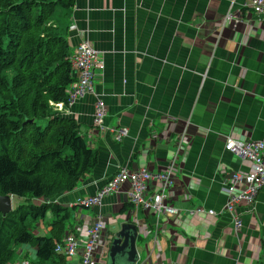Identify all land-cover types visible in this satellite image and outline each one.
Segmentation results:
<instances>
[{
	"label": "crops",
	"instance_id": "obj_1",
	"mask_svg": "<svg viewBox=\"0 0 264 264\" xmlns=\"http://www.w3.org/2000/svg\"><path fill=\"white\" fill-rule=\"evenodd\" d=\"M250 2L76 0L73 9L57 14L63 28L77 27L67 35L72 53L87 39L105 64L97 71L95 94L76 99L62 112L80 126V135L97 153V166L75 191L55 200L69 211L76 206L68 232L103 218L106 250L100 264H109L113 240L124 224L133 223L131 187L122 186L94 209L77 207L78 200L95 195L118 168L164 171L183 135L186 148L177 154L174 187L165 201L181 211L182 219H168L157 231L153 213L141 208L136 264L264 261V189L253 206L238 208L239 234L228 215H189L197 209L221 213L227 201L222 183L234 171L246 170L225 150L227 138L264 140V23ZM97 99L107 109L104 127L128 130L121 142L94 126ZM47 224H37L35 234L50 235ZM26 247L18 248L19 259L10 264H32L35 251ZM79 262L77 256L67 264Z\"/></svg>",
	"mask_w": 264,
	"mask_h": 264
},
{
	"label": "trees",
	"instance_id": "obj_2",
	"mask_svg": "<svg viewBox=\"0 0 264 264\" xmlns=\"http://www.w3.org/2000/svg\"><path fill=\"white\" fill-rule=\"evenodd\" d=\"M75 5L0 0V196L24 200L11 213H0V264L12 263L21 246L35 248L34 264L68 263L56 247L72 215L53 201L75 191L97 166L80 126L58 111L69 104L75 77L70 29L57 14ZM47 220L50 235L37 236V224Z\"/></svg>",
	"mask_w": 264,
	"mask_h": 264
},
{
	"label": "built area",
	"instance_id": "obj_3",
	"mask_svg": "<svg viewBox=\"0 0 264 264\" xmlns=\"http://www.w3.org/2000/svg\"><path fill=\"white\" fill-rule=\"evenodd\" d=\"M250 7L257 15L261 16L264 23V0H250ZM228 15L226 21L231 20ZM77 29L76 25L70 27L71 31ZM71 66L75 74V82L67 90L69 104L76 99L88 94H95V85L98 79L97 71L104 70L103 56L94 45L87 39L79 41L71 55ZM59 109H63L59 105ZM64 109L62 110V112ZM107 116V109L102 100L97 99L94 113V126L115 136L121 142L128 136L125 128L108 129L104 127V119ZM187 139L181 136L178 141L175 156L167 163L164 171L151 173L147 170L131 172L126 168H118L117 174L93 196H86L76 204L84 209L100 207L103 200L111 195L119 193L124 185H129V202L133 205V215L130 217L137 228L142 225L138 221L137 213L142 208L151 211L155 220L154 225L159 229L160 224L168 219L181 220V211L176 207H170L165 201L170 196L174 187V178L177 171L178 155L186 148ZM225 150L237 158L246 170H237L222 183V193L227 197L226 204L221 213L213 210L205 211L197 209L190 211V216L207 214L211 217L228 215L231 219L234 231L239 234L243 228V220L238 208L244 204L248 207L256 203L259 193L264 189V140L261 141H240L233 137L227 138ZM152 192L149 199L148 196ZM57 203V202H56ZM105 229L102 217H97L94 222L86 227H79L76 233L67 232L62 241L57 245L56 252L64 255L69 260L80 256L79 264H100L101 258L106 250L102 239ZM157 238V237H156ZM20 264H30L29 261H22Z\"/></svg>",
	"mask_w": 264,
	"mask_h": 264
},
{
	"label": "water",
	"instance_id": "obj_4",
	"mask_svg": "<svg viewBox=\"0 0 264 264\" xmlns=\"http://www.w3.org/2000/svg\"><path fill=\"white\" fill-rule=\"evenodd\" d=\"M12 200V196H0V213L4 216L14 210ZM137 237L136 225L124 224L112 242L109 264H136L138 262Z\"/></svg>",
	"mask_w": 264,
	"mask_h": 264
},
{
	"label": "rangeland",
	"instance_id": "obj_5",
	"mask_svg": "<svg viewBox=\"0 0 264 264\" xmlns=\"http://www.w3.org/2000/svg\"><path fill=\"white\" fill-rule=\"evenodd\" d=\"M63 109H59L58 111L59 112H61ZM53 202H55V201H53ZM24 203V200H22V199H18V198H14L13 200H12V205H13V208H16L18 205H20V204H23ZM86 212H87V210H86ZM70 213H71V215H73L74 214V211L72 210V209H70ZM73 219H71L70 221H72ZM70 221H68V223H67V230H68V225H69V223L71 224V222ZM41 222H39L38 224H40ZM47 227L49 228V220H47ZM36 229H37V227H36ZM109 229H111V227H109ZM37 231V230H36ZM40 235H42V236H49V234H46V232H44V233H40ZM139 246H141V244L139 243ZM27 248V247H26ZM31 250H33V251H35V248H30ZM27 252L28 250H26V249H24V250H22V252L21 253H23V252ZM19 258H18V253L16 254V256H15V258H14V260L13 261H15V260H18ZM29 259V258H28ZM105 259H107V257H105ZM32 261V260H31ZM34 259H33V261H32V264H34ZM68 261V260H67ZM19 264H20V262H19Z\"/></svg>",
	"mask_w": 264,
	"mask_h": 264
}]
</instances>
